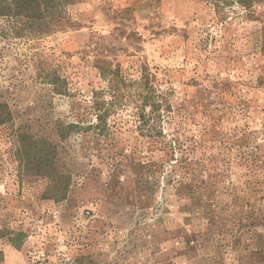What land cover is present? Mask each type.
<instances>
[{"label": "rangeland", "instance_id": "1", "mask_svg": "<svg viewBox=\"0 0 264 264\" xmlns=\"http://www.w3.org/2000/svg\"><path fill=\"white\" fill-rule=\"evenodd\" d=\"M61 9L79 25L39 34L0 16V104L12 113L0 121V264L237 263L231 246L204 241L178 165L198 160L214 177L230 162L231 182L264 174V0H65ZM98 59L120 68L121 92H135L144 64L156 74L173 107L164 135L142 134L128 97L107 133L87 128L93 92L109 85ZM58 120L82 129L61 139ZM21 133L56 144L57 168L71 175L65 200L44 198L52 178L17 157ZM242 154L250 169L236 165Z\"/></svg>", "mask_w": 264, "mask_h": 264}, {"label": "trees", "instance_id": "2", "mask_svg": "<svg viewBox=\"0 0 264 264\" xmlns=\"http://www.w3.org/2000/svg\"><path fill=\"white\" fill-rule=\"evenodd\" d=\"M64 1L0 0V16L22 22L25 27L20 28L21 30L28 28L39 34L77 27L78 22L63 13L61 5ZM214 1L226 4L233 2V0ZM254 1L256 0H237L246 7L252 6ZM96 66L101 75L108 78L107 91L110 97L106 96L108 92L105 89L93 92L92 103L96 111V119L87 128L101 134L107 133L109 114L114 106L121 105L124 98L128 97L135 103L137 127L142 134L164 135L163 122L173 108L170 91L162 88L156 74L151 72L149 66L147 64L142 66L141 77L136 80L134 93L121 92L122 85L129 84L119 67L112 68L110 62L104 59H98ZM3 107L6 105L0 104L1 122L12 118L11 111L2 109ZM57 125L61 139H66L72 132L82 129L78 123L63 120H58ZM19 139L22 148L18 149L17 157L25 161L30 169H35L37 174L52 178V187L43 193L44 198L56 202L65 200L71 186V175L57 168L56 144L46 138H36L26 133H21ZM245 153L244 151L243 154ZM243 154L240 155L242 161H237L236 165L246 168L248 166L250 169L248 155L243 156ZM198 162V160L190 161L187 167V162L185 164L181 161L178 167L186 168L185 173L190 176V182L186 183L183 189L190 193L193 206L198 208V210L191 209L190 212H198L197 214L204 219L203 222L206 224L204 241H216L217 246L221 247L231 246L237 251L235 256L237 263L233 264H264V174L260 179L255 180L249 178L246 173L237 182H231L228 180L230 173L235 174V172L232 170L233 165L227 162L221 172L214 176L213 181L214 177L210 169L200 166ZM262 170L264 171V168ZM203 174L207 175L206 179L201 178ZM211 176L212 180H210ZM178 182L183 183V180L180 179ZM208 187L210 190H207ZM18 236L21 238L23 233H18Z\"/></svg>", "mask_w": 264, "mask_h": 264}]
</instances>
